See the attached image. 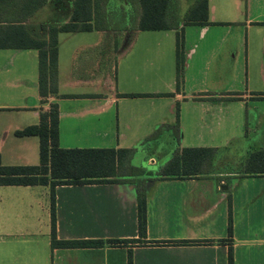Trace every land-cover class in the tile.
<instances>
[{"label": "crops", "instance_id": "obj_1", "mask_svg": "<svg viewBox=\"0 0 264 264\" xmlns=\"http://www.w3.org/2000/svg\"><path fill=\"white\" fill-rule=\"evenodd\" d=\"M194 1L182 8L178 0L184 33V65L178 87L176 40L173 54L165 58L167 81L157 85L156 75L163 56L159 48L161 39L131 38L126 30L61 32L57 93L43 104L38 91L37 50L0 48L13 51L10 63L18 56L31 60L29 78L16 74L11 81L12 84L30 81L24 102L0 104V109L24 113L19 123L23 125H17L13 133L29 146L32 157L36 141L30 137L37 136H17L15 132L37 124L39 109L47 110L51 103L57 104L59 145L64 148H139L158 128L169 125L153 147L167 139L176 146L178 141L179 147L218 149L211 173L171 179L152 176L146 181L147 229L141 244L107 243L113 239L139 238L137 191L133 183L55 186L57 238L100 239L105 243L102 247L54 249L50 246V186L0 185V264H128L129 251L132 264H228L230 249L233 264H264V173H241L249 152L264 148V144L247 150L243 159L237 161V167L229 165L233 155L226 152L237 134H244L242 137L247 140L249 130L245 118L234 115L229 105L247 104L251 100L258 130V126H264V91L223 93L220 88L225 75L236 77L241 70L238 64L241 38L231 35L204 38L213 26L226 27L231 34L233 28L242 25L247 29L264 25V0H208L210 23L183 25V15ZM44 9L48 12L43 17L40 13ZM71 9V0H47L28 22H66ZM186 26L197 27L201 35L193 44L186 39ZM201 41L203 49L196 71L200 80L194 87L189 84L187 70ZM245 46L246 71L256 72V66L250 68L249 64L248 38ZM260 56L262 63L259 61L257 67L264 75V54ZM190 80L194 82L191 75ZM177 123L178 139L174 135ZM223 134L229 140L225 145L183 143L215 139ZM148 161L155 164L157 159L152 156Z\"/></svg>", "mask_w": 264, "mask_h": 264}, {"label": "trees", "instance_id": "obj_2", "mask_svg": "<svg viewBox=\"0 0 264 264\" xmlns=\"http://www.w3.org/2000/svg\"><path fill=\"white\" fill-rule=\"evenodd\" d=\"M129 10H112L110 0H71V15L66 22L29 23L47 0H0V48L36 49L38 52V91L40 102L57 93V49L61 32L154 31L174 30L176 38V85L181 83L184 65L183 27L180 26L178 0H125ZM183 25H206L208 0H195L182 18ZM169 125L158 128L139 148H64L59 145V113L56 103L47 110L39 109V122L15 132L17 136H37L39 162L36 165H2L0 185H49L51 189L50 246L54 248L102 247L100 239L67 240L56 236L54 188L60 184L124 183L136 185L138 239H113L107 243L127 245L142 243L146 237V181L187 178L211 173L218 149L215 147H179L178 141L171 157L157 171L136 165L134 158L148 150V159L155 157L149 148ZM178 139V123L174 126ZM138 154V155H137ZM147 159V160H148ZM241 173H264V148L249 152L242 163ZM194 241H185L192 243ZM128 264H132L131 251ZM228 264H233L232 249Z\"/></svg>", "mask_w": 264, "mask_h": 264}, {"label": "rangeland", "instance_id": "obj_3", "mask_svg": "<svg viewBox=\"0 0 264 264\" xmlns=\"http://www.w3.org/2000/svg\"><path fill=\"white\" fill-rule=\"evenodd\" d=\"M190 0H180L182 8H185ZM107 8L112 10L126 9L129 10V4L125 0H110ZM48 10L44 9L40 15L44 17L45 13ZM186 39L188 43H194L195 39H199L201 36L197 32V27L186 26ZM97 36V33H94ZM234 36L241 38L240 48L241 53L238 57V64L240 65L241 70L238 72L236 77H230L225 75L222 81V92L223 93H253L256 91H264V75L258 71L257 65L262 63V57L259 55L264 54V25H252L250 29H247L245 25L239 26L237 29L233 28L231 34L228 33L226 27L213 26L204 38H223L224 36ZM184 36V33H183ZM130 37L135 39L147 38V39H161V45L159 46L160 51L163 56L161 57V69L156 75V84L164 85L168 78V71L165 65V58L167 55L173 54L172 47H174V41L177 38V33L174 31H136L130 34ZM249 39L250 43V68L254 65L256 66V72L250 69L246 71V53H245V43L246 39ZM172 43V44H171ZM197 54L193 55L192 63L189 67L188 76L189 84H193L194 87L197 86L198 81L200 80V75L196 72L200 66V52L202 48V41L198 45ZM11 49H0V104L2 105H19L24 102V95L29 91L30 81L26 80L24 83L12 84L11 81L15 79L16 74H25L28 78L31 74V60L24 59L21 60L18 56L14 59V62L8 61L9 57L12 54ZM23 56V55H21ZM259 57V59H257ZM35 62V61H34ZM6 66V67H5ZM5 67V68H4ZM23 67V69H21ZM33 69V67H32ZM34 71L35 66H34ZM33 74V71H32ZM157 74V73H156ZM194 79V82L190 80ZM33 80V78H32ZM182 81V78H181ZM26 92V93H25ZM251 100L247 104H238L233 103L230 106V111L234 115L240 114V116L245 118L248 127V138L245 140L242 136L244 134H237L236 139L234 138L230 143L229 140H226L227 134L222 136H217L215 139H207L203 141H184V146H215V145H225L228 144V149L226 152L232 154L230 158L231 166H238L237 161L243 159V156L250 150L252 147L260 146L264 144V126H258L256 130L257 118L253 116L251 108ZM21 114H24L21 111L15 109H0V163L2 165H36L39 161V152H38V138L30 137V140L36 141V147L34 148V156L29 149V146L22 143V139L14 136L13 131L17 129V125L21 123ZM264 125V122H262ZM257 131V133L255 132ZM246 133V132H245ZM241 135V136H239ZM154 143L149 145V148L153 151L157 162L155 164L150 163L147 159L148 150H145L141 155L134 158L133 161H136V165H142L148 170L156 171L158 166L166 162L172 155L176 144L174 141H168L167 139L157 146L153 147ZM26 145V146H25ZM156 145V144H155ZM38 156V157H37ZM232 161V162H231ZM41 239V237H40Z\"/></svg>", "mask_w": 264, "mask_h": 264}]
</instances>
